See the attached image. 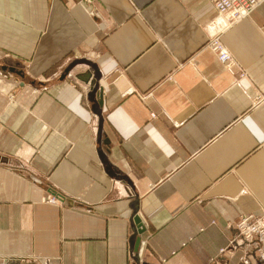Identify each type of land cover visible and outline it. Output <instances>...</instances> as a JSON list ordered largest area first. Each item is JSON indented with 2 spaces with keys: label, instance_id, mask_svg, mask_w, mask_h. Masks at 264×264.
I'll return each mask as SVG.
<instances>
[{
  "label": "crops",
  "instance_id": "0c3cea01",
  "mask_svg": "<svg viewBox=\"0 0 264 264\" xmlns=\"http://www.w3.org/2000/svg\"><path fill=\"white\" fill-rule=\"evenodd\" d=\"M216 15L0 0V264H264V1Z\"/></svg>",
  "mask_w": 264,
  "mask_h": 264
},
{
  "label": "built area",
  "instance_id": "2783aa9c",
  "mask_svg": "<svg viewBox=\"0 0 264 264\" xmlns=\"http://www.w3.org/2000/svg\"><path fill=\"white\" fill-rule=\"evenodd\" d=\"M263 1L264 0H213L217 15L211 22L212 29L216 30L218 33L220 30L228 29L233 24L248 17ZM212 46L217 52L220 61L228 62L230 60V54L223 49L217 39L212 40ZM48 200L54 202L55 198L50 197ZM251 232L264 235V227H262V224L257 225L251 228Z\"/></svg>",
  "mask_w": 264,
  "mask_h": 264
},
{
  "label": "rangeland",
  "instance_id": "374dc122",
  "mask_svg": "<svg viewBox=\"0 0 264 264\" xmlns=\"http://www.w3.org/2000/svg\"><path fill=\"white\" fill-rule=\"evenodd\" d=\"M260 222L263 223L264 222V218H262L260 220ZM253 227H255V225H252V224H247V226L244 225V230L242 231L243 232V235L242 236H245L244 238L246 240H242V241L238 242V244H240L243 247V249H246V246L245 245H248V244H252L254 247L257 248L260 240H257L256 238L257 237H260V239H261L262 237H264V235H260L259 233H256V232L253 233V232H251V228H253ZM253 236H254V239L252 238ZM236 243L237 242H235V241H231L229 243V245H228L229 248H231V247L232 248H235L236 247ZM224 250H225V248H222L221 249V252H223Z\"/></svg>",
  "mask_w": 264,
  "mask_h": 264
},
{
  "label": "water",
  "instance_id": "95a60500",
  "mask_svg": "<svg viewBox=\"0 0 264 264\" xmlns=\"http://www.w3.org/2000/svg\"><path fill=\"white\" fill-rule=\"evenodd\" d=\"M138 220V218H136Z\"/></svg>",
  "mask_w": 264,
  "mask_h": 264
},
{
  "label": "bare ground",
  "instance_id": "6f19581e",
  "mask_svg": "<svg viewBox=\"0 0 264 264\" xmlns=\"http://www.w3.org/2000/svg\"><path fill=\"white\" fill-rule=\"evenodd\" d=\"M239 22V21H238ZM57 200V199H56Z\"/></svg>",
  "mask_w": 264,
  "mask_h": 264
}]
</instances>
